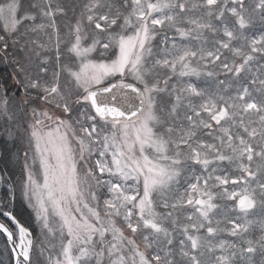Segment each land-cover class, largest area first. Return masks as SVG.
Returning <instances> with one entry per match:
<instances>
[{"label":"snow or ice","instance_id":"6c2138e0","mask_svg":"<svg viewBox=\"0 0 264 264\" xmlns=\"http://www.w3.org/2000/svg\"><path fill=\"white\" fill-rule=\"evenodd\" d=\"M0 264H264V0H0Z\"/></svg>","mask_w":264,"mask_h":264},{"label":"trees","instance_id":"16d2710c","mask_svg":"<svg viewBox=\"0 0 264 264\" xmlns=\"http://www.w3.org/2000/svg\"><path fill=\"white\" fill-rule=\"evenodd\" d=\"M18 207H19L20 211L24 213V218H25V220H27V218H28V216H27V211H26L22 206H19V205H18Z\"/></svg>","mask_w":264,"mask_h":264}]
</instances>
